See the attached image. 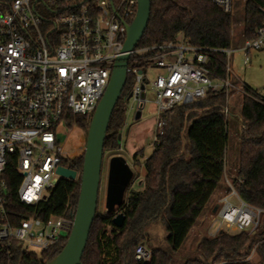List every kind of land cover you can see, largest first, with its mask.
Listing matches in <instances>:
<instances>
[{
    "label": "built area",
    "instance_id": "2783aa9c",
    "mask_svg": "<svg viewBox=\"0 0 264 264\" xmlns=\"http://www.w3.org/2000/svg\"><path fill=\"white\" fill-rule=\"evenodd\" d=\"M211 1L232 12L238 0ZM260 10L264 14V3ZM137 11L138 0H0V264H23L25 255L42 254L68 238L73 217H19L21 212L10 210V200L15 195L28 207L38 205L62 179L58 167L71 168L64 162L76 156L67 151L69 134L60 136L61 128L77 127L70 126L71 115L94 114ZM263 48L261 27L239 48L244 66H250L253 51ZM213 51L218 50L179 37L131 53L127 71L134 77L136 110L148 102V86L155 95L154 144L164 134V113L176 106L225 91L228 117L230 95H251L233 74V50H220L227 56L225 78L207 68ZM10 164L17 171L13 178L7 175ZM228 186L211 235L222 229L254 232L264 209L244 202L231 182ZM150 254L144 244L135 248L138 261L149 260Z\"/></svg>",
    "mask_w": 264,
    "mask_h": 264
},
{
    "label": "trees",
    "instance_id": "16d2710c",
    "mask_svg": "<svg viewBox=\"0 0 264 264\" xmlns=\"http://www.w3.org/2000/svg\"><path fill=\"white\" fill-rule=\"evenodd\" d=\"M243 3L245 40L255 37L264 27V14L260 10L264 0ZM232 35L233 13L211 0H151L149 23L137 48L182 37L193 45L218 50L213 51L207 68L225 78L227 56L220 50L231 48ZM133 87L134 77L129 74L109 122L104 153L120 145L119 134L126 123ZM247 88L251 95L243 96L239 166L231 184L244 202L264 209V89L259 93L248 84ZM227 97L225 91H210L191 105H179L164 113V134L154 144L152 154L142 162V149L133 156L135 164L145 170L142 188L131 186L138 177L134 173L120 207L113 213L98 208L81 264H172L173 255L181 250L226 177L229 133L228 117L223 110ZM92 116L71 115L70 126L87 130ZM75 140L78 136L73 133L71 142ZM66 149L70 151L67 143ZM67 163L80 174L84 154L64 162ZM7 175L9 178L17 175L13 164L9 165ZM80 183V176L75 180L60 179L49 198L34 207L22 204L13 195L10 210L21 212L19 217L34 214L44 220L71 219L77 208ZM118 213L125 215L122 227L113 223ZM154 222L164 226L168 249L152 248L149 260L138 261L135 248ZM67 240L63 238L42 254L25 255L22 263L46 264L62 251ZM253 250L258 255V264H264V213L252 233L222 229L215 235L202 236L197 243V256L187 258L184 264H250L248 258Z\"/></svg>",
    "mask_w": 264,
    "mask_h": 264
},
{
    "label": "rangeland",
    "instance_id": "374dc122",
    "mask_svg": "<svg viewBox=\"0 0 264 264\" xmlns=\"http://www.w3.org/2000/svg\"><path fill=\"white\" fill-rule=\"evenodd\" d=\"M244 0L234 1L233 5V35L231 49L233 50L231 55V69L233 74L244 83L255 86L259 93L263 92L264 89V48L251 53L250 66H244L243 54L239 50L243 44V30H244ZM148 102L142 110V117L140 119L135 118L136 104L132 98L129 99V111L127 113V119L125 126L120 131L119 142L120 145L117 149L107 151L103 157V168L101 174V184L99 191V205L100 211L105 209V197L107 188V176H108V165L109 159L114 155H122L128 163L132 166L137 177L131 184L135 189L139 187L137 181L141 177L142 169L141 165H136L133 156L141 149L143 155L140 157V162L145 158L149 157L154 149V134L155 129V118L157 105L155 103V95L148 86L147 91ZM243 104V95L241 93H235L230 95L229 98V110L230 115L228 116V133L229 141L227 146V153L225 157V180L221 183L220 187L212 197L211 201L213 206L227 191V185L229 181L232 182L237 176L239 166V137H240V123L238 122L241 114ZM87 130L73 127L71 130H62L59 133L60 136L66 138V133L69 134L67 137V144L70 148L72 155L81 156L85 152L86 148V136ZM78 136V140L75 143L71 142L72 134ZM80 176V174L78 175ZM229 180V181H228ZM234 202H237L235 197H231ZM238 203V202H237ZM218 226V214L214 212L212 205H208L196 225L190 231L187 240L183 244L180 251L173 255L172 264H184L187 258L197 256L196 247L198 241L202 236L206 234H214ZM146 249L151 250L152 248L160 247L168 249L167 245V234L162 227L160 222H154L150 224L146 229V236L141 241ZM137 247V246H136ZM250 264H258L259 258L255 251L249 256Z\"/></svg>",
    "mask_w": 264,
    "mask_h": 264
},
{
    "label": "water",
    "instance_id": "95a60500",
    "mask_svg": "<svg viewBox=\"0 0 264 264\" xmlns=\"http://www.w3.org/2000/svg\"><path fill=\"white\" fill-rule=\"evenodd\" d=\"M151 14V0H138V11L131 24L127 25V35L122 54L117 57L109 84L99 101L86 136L84 163L80 173V193L73 216V226L62 251L46 264H81L91 228L99 205V191L103 168L104 142L110 119L128 79V63L131 53L144 35ZM256 89L255 86H252ZM132 97L130 95L129 99ZM141 109H137L135 118H141ZM57 173L65 179L75 180L77 170L59 166ZM134 177L132 166L122 155L109 159L105 209L113 213L124 201L126 191ZM55 182L57 179L54 180ZM217 206L214 208V212ZM125 215L118 213L113 218L117 227H122Z\"/></svg>",
    "mask_w": 264,
    "mask_h": 264
},
{
    "label": "crops",
    "instance_id": "0c3cea01",
    "mask_svg": "<svg viewBox=\"0 0 264 264\" xmlns=\"http://www.w3.org/2000/svg\"><path fill=\"white\" fill-rule=\"evenodd\" d=\"M141 117H142V113H141ZM239 118H241V116H239ZM238 122L239 123H241L240 121H239V119H238ZM141 171H142V173L140 174L141 175V177H140V179L137 181V183L139 184V187H138V189H140V188H142V180H143V177H144V175H145V170H144V167L141 165ZM139 177V176H138ZM229 181V180H228ZM230 182V181H229ZM213 202L211 201L209 204L210 205H212V209H213V204H212ZM218 203H219V201L217 202V203H215V207L216 206H218ZM214 207V208H215ZM162 227L164 228V226L162 225ZM164 231H165V233L167 234V232H166V230H165V228H164Z\"/></svg>",
    "mask_w": 264,
    "mask_h": 264
},
{
    "label": "bare ground",
    "instance_id": "6f19581e",
    "mask_svg": "<svg viewBox=\"0 0 264 264\" xmlns=\"http://www.w3.org/2000/svg\"><path fill=\"white\" fill-rule=\"evenodd\" d=\"M76 141V140H75ZM75 141H74V143H75ZM68 151V150H67ZM71 151V150H70Z\"/></svg>",
    "mask_w": 264,
    "mask_h": 264
},
{
    "label": "flooded vegetation",
    "instance_id": "af4514ba",
    "mask_svg": "<svg viewBox=\"0 0 264 264\" xmlns=\"http://www.w3.org/2000/svg\"><path fill=\"white\" fill-rule=\"evenodd\" d=\"M76 157H78V156H76Z\"/></svg>",
    "mask_w": 264,
    "mask_h": 264
}]
</instances>
